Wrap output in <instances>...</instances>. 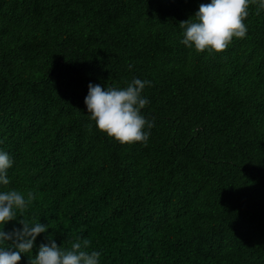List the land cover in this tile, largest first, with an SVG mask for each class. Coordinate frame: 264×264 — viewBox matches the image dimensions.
<instances>
[{"label":"trees","instance_id":"obj_1","mask_svg":"<svg viewBox=\"0 0 264 264\" xmlns=\"http://www.w3.org/2000/svg\"><path fill=\"white\" fill-rule=\"evenodd\" d=\"M209 0H0V149L33 250L88 240L101 264H264V12L220 53L180 43ZM150 80L149 140L98 131L89 82ZM9 221L5 230L21 227ZM91 250V249H90Z\"/></svg>","mask_w":264,"mask_h":264},{"label":"clouds","instance_id":"obj_2","mask_svg":"<svg viewBox=\"0 0 264 264\" xmlns=\"http://www.w3.org/2000/svg\"><path fill=\"white\" fill-rule=\"evenodd\" d=\"M250 5H255L257 15L264 12V0L201 3L194 20L180 23L183 29L180 43L197 52H223L233 39L246 38L248 26L245 21L250 14ZM146 86H151V81L140 78H133L123 87H102L99 83L89 82L84 104L96 129L121 144H146L155 126L154 119H147L142 112L150 103L143 95ZM13 165L11 155L0 149V264H18L22 255L32 252L37 236L48 230L47 224L28 221L18 215L35 198L34 193L25 194L15 188L4 190L11 183L9 169ZM18 216L21 227L6 231L4 226L17 220ZM49 236L48 243L39 245L34 257L29 258L30 264H101L102 253L92 249L90 241L77 239L70 249H63Z\"/></svg>","mask_w":264,"mask_h":264}]
</instances>
